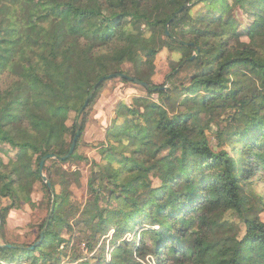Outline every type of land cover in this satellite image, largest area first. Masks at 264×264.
Wrapping results in <instances>:
<instances>
[{
    "label": "trees",
    "instance_id": "trees-1",
    "mask_svg": "<svg viewBox=\"0 0 264 264\" xmlns=\"http://www.w3.org/2000/svg\"><path fill=\"white\" fill-rule=\"evenodd\" d=\"M30 1L0 0V76L9 80L0 87V96L7 98L0 108V142L11 153L7 161L0 154V196H15V183L26 177L31 184L41 182L51 205L55 180L45 171L48 163L78 156L77 139L73 153L59 157L68 152L76 123L83 131L91 100L111 78L98 84L80 117L85 98L75 90L91 89L109 73L140 79L127 63L132 49L140 68L167 47L180 55L165 75L167 87L147 82L146 88L112 76L146 95L119 104L125 121L108 133L118 144L109 140L103 149V175L89 183L91 198L76 222L88 221L99 235L113 229L111 239L133 233L131 240L120 243L130 248L128 264H142L134 254H149L154 264H200L205 256L214 264H264V200L257 189L264 183V166L254 160L264 152V0H234L242 14L251 17L249 23L238 19L229 0H166L169 11L153 21L137 11L160 0H42L70 12L82 27L81 39L64 43L45 38L44 27L28 19ZM184 4L166 35V22ZM198 5L201 8L186 26L182 19ZM138 20L144 21V29L135 25ZM215 21L217 27L212 26ZM188 63L196 64L193 71L178 78ZM244 76L253 82L245 83ZM226 108L231 113L223 123L201 122L204 114ZM46 153L57 155L43 164L52 190L39 172L40 156ZM258 171L260 180L252 181L250 176ZM154 177L157 185L151 183ZM54 195L52 215L35 248L29 246L38 239L47 216L36 226L32 241L10 240L5 236L6 207L0 205V264L50 260L45 248L62 241L59 230L72 229L69 217L60 212L64 198ZM110 199L116 203L101 206L99 201ZM228 212L240 222L228 221Z\"/></svg>",
    "mask_w": 264,
    "mask_h": 264
},
{
    "label": "rangeland",
    "instance_id": "rangeland-1",
    "mask_svg": "<svg viewBox=\"0 0 264 264\" xmlns=\"http://www.w3.org/2000/svg\"><path fill=\"white\" fill-rule=\"evenodd\" d=\"M229 2L232 4L233 13L238 19H241L243 23H249L251 21L249 15L242 14L241 9L234 0H229ZM28 6L31 13L28 19L44 27L43 34L45 38H56L61 43L82 38L83 29L80 25L72 21L70 12L61 10L52 3L43 2L42 0H31ZM145 7L144 9H139L137 12L145 14L152 21L161 18V16H164L169 11L166 0H160L153 6ZM200 8L201 5L194 7V9L192 8L189 15L182 19V22L187 26L191 18ZM135 25L141 29L146 27L142 20L136 21ZM218 25V22H212V26L217 27ZM89 26L93 28L92 30H96L92 23ZM101 29H99L100 35L104 36L106 30ZM176 30L178 31V28ZM95 40L97 42L99 41L97 39ZM179 56L178 52L163 47L158 51L152 61L146 66L139 68L138 63L134 64V50L132 49L129 55L130 60H127V63L130 64L133 71L135 70L134 73L140 79L149 83L163 84L162 86L167 87L168 82L165 80V75L172 66L171 64L179 60ZM195 65V63H188L180 71L178 78L182 79L191 74ZM244 81L245 83L251 84L253 79L244 76ZM7 83H9L8 78L1 75L0 87H4ZM89 91V88L79 89L75 90V94L83 99L86 98ZM137 95H146V93L140 87L131 83L122 82L113 77L107 80L100 87L93 100H91L85 113L83 131L78 137V144L75 150L78 158L73 156L72 159L65 163L59 161L48 163L45 171L50 173L55 180L54 192L59 195V199L64 198L65 200H63L64 203L61 205L63 211L61 210L60 212H65L66 216L69 217L72 229L63 228L59 230L58 233L62 241L56 245L55 243H58V240H56L45 248L50 254V260L47 259L49 263L47 262L45 264H81L83 261L86 262V260L89 263L97 261H103V263L107 264L129 263L128 256L130 248L127 246L124 248L120 243L122 239L131 240L133 233L127 232L121 238L111 239L113 229H109L107 233L99 235V233H94V231L90 230L88 221L77 223L75 218L79 216V211L83 209L84 205L91 198L89 183H92L95 178L103 175L102 165L107 160L101 156L103 149L110 143L109 140L115 145L118 144V141L110 138L108 133L115 124L120 125L125 121V116L123 114L121 115L118 110L119 104L122 102L130 104L132 97ZM152 98L157 99V94L154 93ZM6 100L5 95L0 96V108ZM230 113V109L226 108L212 115L204 114L201 122L214 124V122L221 120L223 123L224 119ZM74 116L75 114L73 112L70 113L69 124ZM79 117L78 119H80ZM206 133L212 142H215V139L212 138V133L208 130H206ZM122 141L124 143L127 142L124 137ZM0 154L3 155L4 161H7L8 155L11 156L6 143L0 142ZM254 160L264 166V152L258 153ZM112 164L117 165L116 162H112ZM62 169L66 170V173L61 174ZM45 171L43 170V173ZM60 175L63 176L60 177ZM259 178H261L259 171L250 176L252 181L260 180ZM157 182L158 179L154 177L151 183L157 185ZM40 184L41 182L39 180L31 184L28 178H19L15 183L17 190L15 196H0V205L4 208L6 207V210L4 209L6 216L5 236L8 239L25 242L34 239L37 230L36 226L38 227V224L47 216L50 209L48 196ZM1 185L2 181L0 182V187H2ZM257 189H261V196L264 200V183L259 184ZM99 202L101 206L114 205L116 203L113 199H110L109 202L104 200ZM226 218L233 223L240 222L239 218H235L229 212L226 214ZM260 218L264 221V204L260 212ZM140 227L141 225H138L136 229ZM241 229L243 231L242 227ZM113 240L116 243H113ZM134 257L141 261L142 264L155 263V258L149 254H144L141 257L135 256L134 254ZM201 262L200 264H214L207 256L203 257Z\"/></svg>",
    "mask_w": 264,
    "mask_h": 264
},
{
    "label": "water",
    "instance_id": "water-1",
    "mask_svg": "<svg viewBox=\"0 0 264 264\" xmlns=\"http://www.w3.org/2000/svg\"><path fill=\"white\" fill-rule=\"evenodd\" d=\"M187 4H184L181 8H179L173 15H171L170 17V20L168 21V22H166V26H165V33H166V35H169L170 34V32H169V29H168V25H169V22L171 21V20H173L174 19V15H176L182 8H184L185 6H186ZM195 56V54H193L192 55V57L191 58H193ZM112 76L113 77H123V78H127V79H129V80H131V81H134V82H136V83H138V84H140V85H142V86H144V87H149L150 86V84L149 83H147V82H145V81H143V80H140V79H138V78H135V77H132V76H129V75H126V74H124V73H119V72H115V73H109V74H106V75H104V76H102V77H100L99 78V80L91 87V89H90V91H89V93H88V95L86 96V98H85V100H84V103L82 104V106H81V108H80V111L78 112V115L82 112V110L85 108V106L88 104V100H90L91 98H92V96H93V94H94V92H95V90H96V88H97V86H98V84L99 83H101L104 79H108V78H112ZM165 86H159L158 88H164ZM75 129V132H74V136H73V138H72V141H71V144H70V146H69V150H68V152L65 154V155H62V156H59L60 157V159H66V158H68V156H70L72 153H73V151H74V148H75V145H76V142H77V139H78V136H79V133H80V129H79V125L76 123V127L74 128ZM41 158H40V160H39V172H40V177L42 178V180H44V182H45V185H47L48 186V188H50L51 190H52V188H51V183H50V180L46 177V175L43 173V164H44V161L46 160V159H48V158H56L57 157V155L55 154V153H46V154H44V155H42V156H40ZM52 192V200H51V205H50V209H49V212H48V214H47V217H46V222H45V224H44V226L41 228V230H40V233H39V237H38V239H36L30 246H29V248H35L39 243H40V241H41V239L43 238V235H44V231H45V229H46V227H47V224H48V222H49V220H50V217H51V215H52V211H53V208H54V191L52 190L51 191ZM0 222H1V219H0ZM8 247H22V245L21 244H18L17 246L16 245H13V244H6Z\"/></svg>",
    "mask_w": 264,
    "mask_h": 264
}]
</instances>
